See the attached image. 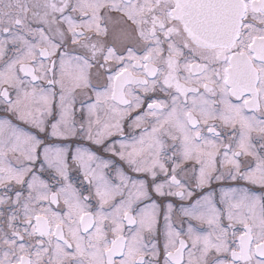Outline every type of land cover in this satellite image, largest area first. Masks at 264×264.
<instances>
[{
  "label": "snow or ice",
  "instance_id": "1",
  "mask_svg": "<svg viewBox=\"0 0 264 264\" xmlns=\"http://www.w3.org/2000/svg\"><path fill=\"white\" fill-rule=\"evenodd\" d=\"M0 264H264V0H0Z\"/></svg>",
  "mask_w": 264,
  "mask_h": 264
}]
</instances>
